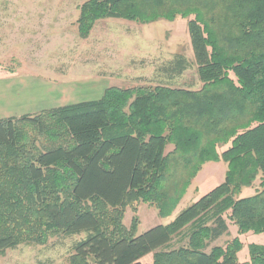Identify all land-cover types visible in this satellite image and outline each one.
I'll use <instances>...</instances> for the list:
<instances>
[{
    "label": "trees",
    "instance_id": "1",
    "mask_svg": "<svg viewBox=\"0 0 264 264\" xmlns=\"http://www.w3.org/2000/svg\"><path fill=\"white\" fill-rule=\"evenodd\" d=\"M189 18L199 90L168 84L108 87L98 99L0 118V254L86 233L70 264H264V0H88L78 33L105 18L151 23ZM192 66L182 53L163 70ZM233 73L235 78L230 74ZM231 144L220 153L218 146ZM172 144L174 147L167 151ZM228 164L224 182L167 224L138 234L128 207L177 209L205 163ZM262 174L256 194L237 197Z\"/></svg>",
    "mask_w": 264,
    "mask_h": 264
},
{
    "label": "rangeland",
    "instance_id": "2",
    "mask_svg": "<svg viewBox=\"0 0 264 264\" xmlns=\"http://www.w3.org/2000/svg\"><path fill=\"white\" fill-rule=\"evenodd\" d=\"M86 1L0 0L1 116H20L13 104H18L15 101L21 99L24 92L33 96L28 106L39 112L98 99L108 87L133 88L164 83L193 90L202 88L188 29L189 18L179 16L173 21L160 19L151 23L105 18L97 22L88 38H82L77 20L80 6ZM180 53L192 66L170 80L161 69ZM230 75L235 78L233 73ZM230 145H219L218 151L222 153ZM173 147L170 144L167 151ZM216 165L215 171L193 180L172 215L162 217L156 207L141 203L136 208H127L125 225L129 228L137 217L140 222L137 232L141 234L169 223L181 210L224 182L228 164L220 160ZM262 180L260 174L251 186L243 187L237 197L256 194L262 188ZM228 223L229 231L211 245H225L239 236L244 244L239 259L249 260V244H264V234H240L238 226L229 219ZM85 236L86 233H82L53 237L45 244H22L0 254V264H70L73 246ZM142 261L152 264L153 253Z\"/></svg>",
    "mask_w": 264,
    "mask_h": 264
},
{
    "label": "crops",
    "instance_id": "3",
    "mask_svg": "<svg viewBox=\"0 0 264 264\" xmlns=\"http://www.w3.org/2000/svg\"><path fill=\"white\" fill-rule=\"evenodd\" d=\"M103 93L100 94L99 97H101L103 95ZM97 97H95V98H97ZM34 99L37 101L36 96L34 97ZM32 101H33V96L32 95H28L27 92H24L23 95H22V98L21 99H17V101H15V102H18V104H16V103L13 104L14 107H15L14 110L16 111L17 114L20 113V115L27 114V113H34L35 111L31 110V108L28 106L29 104H31ZM50 101H51V99H50ZM2 112L3 111L0 108V118H6V116H1ZM12 116H14V115H12ZM216 164H218V162H216V161H209L208 164L206 163V165H204L203 169L199 172L197 178L201 174L207 175L209 171H215L216 166H217Z\"/></svg>",
    "mask_w": 264,
    "mask_h": 264
}]
</instances>
